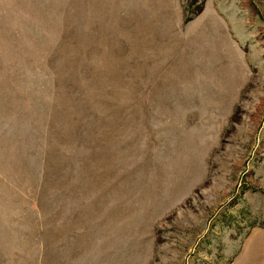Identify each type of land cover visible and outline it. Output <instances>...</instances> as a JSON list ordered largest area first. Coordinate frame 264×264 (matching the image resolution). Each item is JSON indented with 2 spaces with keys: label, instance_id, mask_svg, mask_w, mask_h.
<instances>
[{
  "label": "rangeland",
  "instance_id": "1",
  "mask_svg": "<svg viewBox=\"0 0 264 264\" xmlns=\"http://www.w3.org/2000/svg\"><path fill=\"white\" fill-rule=\"evenodd\" d=\"M0 264H264V0H0Z\"/></svg>",
  "mask_w": 264,
  "mask_h": 264
}]
</instances>
